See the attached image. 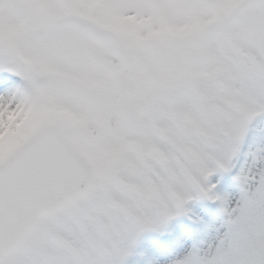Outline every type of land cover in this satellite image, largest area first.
Instances as JSON below:
<instances>
[{"label": "snow or ice", "instance_id": "6c2138e0", "mask_svg": "<svg viewBox=\"0 0 264 264\" xmlns=\"http://www.w3.org/2000/svg\"><path fill=\"white\" fill-rule=\"evenodd\" d=\"M0 264H264V0H0Z\"/></svg>", "mask_w": 264, "mask_h": 264}]
</instances>
